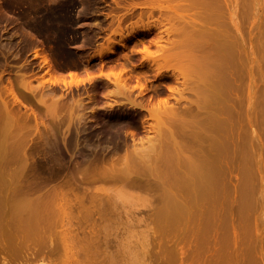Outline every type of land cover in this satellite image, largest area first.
Returning a JSON list of instances; mask_svg holds the SVG:
<instances>
[{"label": "rangeland", "instance_id": "rangeland-1", "mask_svg": "<svg viewBox=\"0 0 264 264\" xmlns=\"http://www.w3.org/2000/svg\"><path fill=\"white\" fill-rule=\"evenodd\" d=\"M166 1L169 0H0V117L8 121H2L8 128L5 123L3 127L13 128V133L8 130V140H15L8 146L13 155L5 154L8 159L2 157L7 162L0 159L5 163H0V206L4 204L5 210L2 206L0 209L10 217L14 214L11 207L20 196L24 203L31 201L30 208L38 211L51 199L58 197L56 203L60 200L62 205L61 200L67 197L69 201H63V206L69 202L66 206L69 209L72 204L73 208L65 222L78 242L73 251L76 263L70 262L72 257L61 248L63 241L60 244L65 222L62 224L59 217L54 216L57 223L54 217L46 216L49 220L43 219L39 226L33 224L31 230L25 226L29 231L16 222L21 229L17 226L18 231L15 226L9 228L18 219L17 214H12L14 221L10 218L8 223L0 210L4 221L0 219V224L4 223L0 227H6L0 233V264H66V256L70 258L67 264H264V0L214 1L219 2L218 10L222 12L220 26L229 42L236 44L233 47L238 59V88L230 89L231 100L224 103L233 108L231 111L237 110V114L232 113L238 115L234 117L238 122L234 124L233 120L231 124L234 133L229 126L232 118L228 120L229 128L224 126L225 133L228 129L233 134L228 137L229 133H222L221 138L226 135L229 139L226 144L223 139L219 142L225 146V154L220 153L221 159L215 165L221 167L220 175L215 168L211 169L215 174L210 170L216 188L209 186L210 191L205 186L208 192L213 191L212 195H203L200 198L205 199L198 198L200 203L196 199L194 205L189 200L191 209L183 212L181 221L175 215L182 214L186 206H181L183 195L177 197L172 178L175 175L171 177L176 155L185 149L189 153L183 152L182 158L185 155L193 159L197 151H207L205 154L209 155L212 144L207 143L211 140L208 136L205 140L199 133L197 138L207 150L200 148L196 136H185L180 131V120L170 121L167 115L153 119L148 112L162 100H168L169 109L178 108L183 113L195 97L187 88L191 86H184L187 83L183 84V80L173 83L172 76L181 71L180 59L176 62L177 56L174 57H180L176 49L169 60L161 54L159 58L155 54L153 60L146 56V47L154 53L158 51L157 40L161 46L169 47L177 38L167 35L171 25H164L165 22L151 31L140 30L137 40H129L125 48L120 44L119 21L125 37L132 27L152 25L166 18V14L192 17L202 9L198 4L200 9L191 7L193 0H182L184 6L188 5L185 11L175 9L178 1ZM141 15L145 17L140 18ZM115 31L118 33L114 34ZM110 48L115 54L109 53ZM120 74L133 90L131 98L115 95L114 79ZM159 74L171 77V85L179 90L165 92L164 87L160 97L153 95L151 88ZM140 84L150 91L140 95L139 86L134 88ZM128 97H134L148 110L133 107ZM93 98L97 100L92 102ZM205 131L203 134L208 133L214 142L212 131ZM50 135L58 136L59 139L53 137L56 146L50 145ZM231 150L234 152L230 153ZM210 157L206 159L212 160ZM19 164L21 171L16 168ZM173 195L179 198L182 209ZM173 199L181 210H174ZM100 201L107 204L101 207ZM81 204L94 212L90 214ZM79 206L88 216L94 213L91 220ZM96 207L109 210L102 216ZM43 209L37 216L41 219L45 215ZM10 239L13 243L8 245Z\"/></svg>", "mask_w": 264, "mask_h": 264}, {"label": "bare ground", "instance_id": "bare-ground-1", "mask_svg": "<svg viewBox=\"0 0 264 264\" xmlns=\"http://www.w3.org/2000/svg\"><path fill=\"white\" fill-rule=\"evenodd\" d=\"M163 0H161V2H162ZM170 1V0H169ZM169 1H166L167 3H169ZM172 1V0H171ZM175 1V2H174ZM173 2L174 3H176V1H178V3H179V5L177 6L178 8H176L175 7V9H177V10H180V11H185V7L186 6H188V5H185L184 6V2L182 1V0H174ZM186 1V0H185ZM188 1V0H187ZM191 1V0H190ZM217 1V0H193V4H192V1H191V7H193V8H196L198 5H201V6H203V7H201V6H198V7H200V8H202L201 9V11H197V12H195L193 15L192 14H190V15H192V17H188V16H185V15H182V14H178V13H175L177 10H175L174 11V13L175 14H178V15H175L174 14V16H172V14H171V16H170V14H169V16L166 14V12H167V10H166V12H165V14H166V18H164L165 17V14L164 15H162V17L165 19H161L160 21H157V23H154V24H152V25H146V26H136V27H132L131 28V30H129V31H127V36H125L124 37V35H123V33H121L122 32V29L120 28L121 26V21H119L120 23H119V29L121 30L120 31V35H121V37H122V40L120 41V44H121V46L122 47H127L126 45L128 44L127 42L130 40V41H133V42H135L136 40H137V36H138V34H139V32H141L140 30H144V31H151L153 28H159L158 26L159 25H163L165 22H167V23H165L164 25H171V26H169V28H167V30H166V33H167V35H170V37H171V35H174L172 38H177V39H175V40H173V42H171L170 41V38H169V40H168V42L170 41L171 42V44L169 45V47L167 46V47H164V46H161L160 44H159V40H157L158 42H156L155 44H156V46L159 48L158 49V51L157 52H152V51H149L150 49L148 48V47H146L145 48V50H143V51H145L146 52V56H147V58L148 59H150V60H153V59H155V54L156 55H158L159 54V56H157L158 58L160 57V54H161V57H166L165 58V60L166 59H170V58H168L169 57V55H174L175 54V52L173 53V51L175 50V51H177V54H179L180 55V57L182 56V58L184 59V61L186 62V64H185V62L182 60V58H180L178 55H174V57L175 56H177L176 57V59L177 58H179L180 59V65L178 66L179 68H178V70H181V71H178V74L177 75H175L174 73V75H175V77H173L172 76V78H175V80L173 81V83L174 82H177V83H179V82H181V80H183L184 82H182L183 84L184 83H187L186 85L184 84V86H188V85H190L191 86V88L188 86L187 88H189L190 89V92H193L194 94V99L192 98V100L190 101V102H188V104H187V106H189V107H187L186 108V110H184L183 111V113L182 112H180L179 111V109L178 108H168L167 107V105H168V100H162L160 103H159V105L158 106H156V107H153L152 109H149V114H150V117L151 118H153V119H158V118H160V115L162 116V115H167L168 116V118H170L169 120L171 121H173V120H175V121H177V120H180L179 122V124H181V132L186 136V135H188V136H190V137H192V136H196L194 139L196 140V138H197V135L199 134V135H203L202 137H204L205 138V140H206V137L208 136V140H212V138H210L209 137V134L208 133H204L203 134V132H204V129L206 130L205 132H209L210 130L212 131V137H213V139H214V142H211V140L209 141V142H207V143H209V144H212V145H216V146H214V147H212L211 148V146H210V154H211V157H210V154L209 153H207V154H209V155H206L205 154V152H207V151H197V152H200V153H197V155L199 156V157H197V155H196V153L194 154L195 155V157L193 158V159H191V158H189L188 156V158H185L184 156H183V158L181 157V154L183 155V152H185V154L187 155V153H189V152H187L188 150L187 149H185L186 151H183L182 152V150H181V154L179 155V157H177L178 155H176V158H178L177 159V162H176V160H175V157L173 158V161L174 162H176V165H174L176 168H175V170H174V168H172V170L171 171H173L174 170V172H172L171 173V177H172V175H175V177L173 176L172 178L174 179L175 178V180H173L172 178L171 179H169V177H168V180H171L170 182H172V183H174L173 181H175V187H177V188H175V189H177L176 191H177V197H179V195L180 194H182L183 196H182V198H181V195H180V202H181V204H180V202H179V198L177 199V197H175L174 195H173V198L175 197V199H176V201H178V206H186V208L185 209H183V210H181L182 209V207H181V209L179 208V210H181V212H182V214L180 213V215H175V216H179V218H180V221H181V217L183 216V212H185V213H187L188 211H186V210H188L189 208L191 209V204H190V202L191 201H194V202H191L192 203V205H194L193 203H196L197 201H196V199L198 200V198H199V200H202V199H205V198H200V197H205V196H203V195H206L207 194V196L208 195H210L211 193L210 192H208V190H210V188H209V186H211V188H213V186H214V189L216 188L215 187V185H214V182H215V180L213 181V180H211V179H213V175L216 173V172H218L219 173V170L221 169V167H220V169L219 168H217L218 166H215L217 163H219L218 161H219V159H221V154L220 153H222V154H225V152H224V148H225V146H224V142H222V146H221V143H219V142H221V140L222 141H224L225 140V144H226V142L228 141H226V139H229L228 137H230V133L231 134H233L234 132H235V127H233L231 124H233V120H235L236 119V116H238V115H236L238 112H236L237 110H236V108L237 107H235V105H234V107H235V110L236 111H231V109H233V108H228L229 106H227L226 107V105H225V100H226V102H228L229 100H231V99H229L228 100V98H229V92H230V89L232 90V88L233 89H235V88H238V84L235 86V84H236V82L238 81V76L237 75H239L238 74V66H237V54H236V49L234 48L235 46H236V44H234V42H229V39H228V35H227V33H225L224 31H223V29H222V27L220 26V18H221V14H222V12H220L219 10H218V8H220V7H218V3L219 2H217V3H215V2ZM226 1V0H225ZM156 2H159V1H156ZM165 2V1H164ZM196 4H198V5H196ZM217 6H216V5ZM221 4H223V3H221ZM177 5V4H176ZM196 5V6H195ZM174 6V5H173ZM189 6V7H190ZM189 7H187V8H189ZM196 8V9H200V8ZM205 7V8H204ZM155 8V7H154ZM153 8V9H154ZM180 8V9H179ZM185 8V9H184ZM203 8H204V11H203ZM156 9V8H155ZM173 9V8H172ZM171 9V10H172ZM192 9V8H191ZM224 8H222V10H223ZM161 10V9H160ZM156 11V10H155ZM154 11V12H155ZM164 11V10H163ZM188 11V10H187ZM54 12V11H53ZM49 13H51V12H49ZM149 13V12H148ZM152 13H153V10H152ZM159 13H161V11H159ZM162 13H164V12H162ZM169 13V12H168ZM171 13V12H170ZM221 13V14H220ZM147 14V13H146ZM143 15V14H142ZM140 16V18H142V17H145V16ZM148 15V14H147ZM151 15H153V14H151ZM150 15V17H152ZM54 16V15H53ZM161 16V15H160ZM50 17V16H49ZM52 17V16H51ZM149 17V16H148ZM47 19V18H46ZM47 24H48V22H47ZM49 25V24H48ZM50 26H48V28H49ZM40 29V28H39ZM118 30V29H117ZM41 31H42V29H41ZM44 31V30H43ZM118 32L117 31H115L114 32V34H117ZM171 38V39H172ZM232 41V40H231ZM138 43V42H137ZM136 43V44H137ZM235 45V46H234ZM234 46V47H233ZM152 52V53H151ZM109 53L110 54H115V51L113 50V49H109ZM117 53V52H116ZM184 57H186V58H184ZM158 58H156V59H158ZM179 59H177V60H175L176 62H178V60ZM186 59V60H185ZM48 60V59H47ZM171 60H172V56H171ZM174 60V59H173ZM183 61V62H182ZM181 62H182V64H181ZM178 63V64H179ZM185 65H184V64ZM182 65V66H181ZM151 66V65H150ZM185 66H187L186 68H184ZM181 67V68H180ZM183 67V68H182ZM142 68V67H141ZM186 70V71H182V70ZM189 69V70H188ZM147 70V69H146ZM142 71V70H141ZM190 71V72H189ZM148 73V72H147ZM191 73H193V75L191 74ZM143 74V73H142ZM144 74H146V73H144ZM187 74H191V75H187ZM147 76H149V74H146ZM142 77H145V76H142ZM170 77V76H169ZM140 78V77H139ZM148 77H145V79H147ZM171 78V77H170ZM170 78L168 79L167 77L165 78V75H162V74H159V75H157L156 76V80H155V82H153V83H155V84H153L152 85V88H151V93H153V95H156V96H161L162 94H164V87H165V92H166V90L167 89H169V91H171V92H177L178 90H177V88L175 87L174 88V85L172 86L171 85V80H170ZM141 79V78H140ZM140 79H138V84H139V81H141ZM144 79V78H143ZM144 79V80H145ZM114 80H116L115 82H114V86H115V90H116V92H115V95H118V96H120V95H124V96H129L130 98H131V95H132V91L129 89V87L127 86V83H126V81H125V79H123V77H122V75L120 74V75H116L115 76V79ZM143 80V81H144ZM237 80V81H236ZM91 81V80H90ZM147 82H148V80H147ZM151 82V81H150ZM143 84H140V85H136V87H134V88H137V86H139L137 89L138 90H140V95H143V93H145L146 92V90H147V86L145 87L144 85V87L142 86ZM182 85V84H181ZM235 87V88H234ZM179 88V87H178ZM147 91H150V90H147ZM236 91H237V89H236ZM235 91V92H236ZM175 92V93H176ZM172 93V94H173ZM181 93V92H180ZM130 94V95H129ZM149 94H150V92H149ZM166 94V93H165ZM234 94V93H233ZM113 95V94H112ZM148 95V94H147ZM181 95V94H180ZM193 95H192V97H193ZM237 95V94H236ZM123 96V97H124ZM159 96V97H160ZM235 96V95H234ZM128 97V98H129ZM96 98V97H95ZM95 98H93V100L94 101H92V102H95L97 99H95ZM126 99H127V97H125ZM128 99V102L133 106V107H136V108H140V109H147L148 110V108L146 107V105H144V104H142V103H138V101L136 100L135 101V99H134V97L132 98V99ZM136 98V97H135ZM138 98V97H137ZM157 98V97H156ZM196 98V99H195ZM234 98H237V97H234ZM154 99V98H153ZM140 101V100H139ZM145 101V100H144ZM147 101V100H146ZM222 101H223V103H222ZM142 102V101H141ZM193 102V103H192ZM144 103V102H143ZM147 103H148V101H147ZM149 103H151V102H149ZM190 103L192 104L191 106H190ZM237 103V102H236ZM108 103L106 102V105H107ZM146 104V103H145ZM221 104H222V106H221ZM78 105H79V103H78ZM93 105H96V104H93ZM229 105V104H228ZM80 106H81V104H80ZM98 106V105H97ZM109 106V105H108ZM231 106V105H230ZM232 106H233V103H232ZM96 107V106H95ZM146 107V108H145ZM182 107V106H181ZM100 108V107H99ZM185 108V107H184ZM182 109V108H181ZM93 110V109H92ZM95 110V109H94ZM196 110V112H194ZM96 111V110H95ZM93 112V111H92ZM187 112V113H186ZM232 112H235L236 114V116L232 113ZM94 114V113H93ZM184 114V115H183ZM190 115L191 116V118L190 119H188L189 117H187L186 115ZM84 115V114H83ZM186 116V118L184 119V117ZM234 115V116H233ZM81 116V115H80ZM166 116V117H167ZM233 116V117H232ZM165 117V116H164ZM183 117V118H182ZM234 117H235V119H234ZM1 118V124H0V146H2V150H4V151H0V156L3 154V156H1V158L0 159H4V158H2V157H5L6 155L5 154H8L9 156H11V154L13 153H10L9 154V147L8 146H10V142H11V140L12 139H10V141L8 140L9 138H10V136L8 137V133L10 132V131H8L5 127H7L8 128V126L6 125V123L5 122H2V121H6V120H2V119H4L3 117H0ZM81 118V117H80ZM167 118V119H168ZM229 118V119H228ZM230 118H232V123L231 122H229L231 119ZM5 119H7L6 117H5ZM78 119H79V117H78ZM83 119H84V117H83ZM184 119V120H183ZM229 120V121H228ZM6 122H8V121H6ZM228 122L230 123L229 124V126L231 125L232 126V128H234V130H233V133L232 132H230L229 133V131H228V129H227V133H229V136L228 137H223V138H221V136H222V133H225V130L226 129H224V126H227V128H229L228 127ZM235 122H236V120L234 121V124H235ZM238 122V121H237ZM236 122V123H237ZM5 123V127H3V124ZM10 123V122H9ZM184 123V124H183ZM183 124V125H182ZM234 126H236V125H234ZM2 127V128H1ZM237 127V126H236ZM69 128V127H68ZM207 128H209L208 130H207ZM212 128V129H211ZM226 128V127H225ZM231 128V127H230ZM12 127H11V131H12ZM69 130V129H68ZM6 131H8V132H6ZM52 131V130H51ZM53 132L54 131H52V133H50V134H53ZM56 132V131H55ZM11 133H13V131L11 132ZM227 133H225V134H227ZM57 134V133H56ZM175 134V133H174ZM206 134V135H205ZM54 135V134H53ZM58 135V134H57ZM192 135V136H191ZM205 135V136H204ZM52 135H50V137H51ZM178 136L181 138V136L178 134ZM183 136V135H182ZM184 136V137H185ZM53 137L54 136H52L51 138L53 139ZM184 137H182V138H184ZM56 138H58V136L57 137H54V139H56ZM52 139H50L51 140V144L50 145H52V144H55L56 142L55 141H57V140H52ZM59 139V138H58ZM185 139V138H184ZM200 138H197V141H200L199 140ZM50 140H49V138H48V141L50 142ZM183 140V139H182ZM185 140H187V139H185ZM191 140H193V139H191ZM195 140H193V141H195ZM207 140V141H208ZM12 141H15V140H12ZM192 141V143H191V145L192 144H194V142ZM53 142H55V143H53ZM59 142V141H58ZM188 142H189V140H188ZM202 141H200V142H198L201 146H199L200 148H203L202 146H203V142L201 143ZM211 142V143H210ZM216 142V143H215ZM11 143H14V142H11ZM67 143V142H66ZM215 143V144H214ZM217 143H219V145L217 144ZM60 144V143H59ZM196 144V143H195ZM198 144V145H199ZM12 145V144H11ZM16 146H17V144H15ZM57 144H55V146H56ZM183 145V144H182ZM181 145V146H182ZM189 145H190V143H189ZM190 145V146H191ZM197 145V144H196ZM197 145V146H198ZM218 145V146H217ZM230 145V144H229ZM234 145V144H233ZM237 145V144H236ZM194 146V145H193ZM205 146V145H204ZM51 147H54V145L53 146H51ZM233 147V146H232ZM186 148H188V147H186ZM190 148V147H189ZM194 148V147H193ZM221 148V149H220ZM236 148H238L237 146H236ZM236 148H235V153L237 154L238 152V149H237V151H236ZM1 149V148H0ZM183 149V150H184ZM203 149H205V150H207L206 148H203ZM202 149V150H203ZM208 149H209V147H208ZM224 149V150H223ZM179 150V149H178ZM197 149L195 148V150H194V152L196 151ZM200 150V149H199ZM222 150V151H221ZM190 151H192V150H190ZM232 151L233 150H231V152L230 153H232ZM11 152V151H10ZM180 152V151H179ZM203 152H204V154L206 155V156H204V154H203ZM234 152V151H233ZM2 153V154H1ZM175 153H177V152H175ZM191 153V152H190ZM235 154V155H236ZM13 155V154H12ZM15 155V154H14ZM191 155H193L192 153L190 154V156ZM204 156V157H203ZM226 156V155H225ZM224 156V157H225ZM8 157V156H7ZM7 157H5V158H7ZM13 158H14V156H12ZM11 157V158H12ZM206 157H210V158H213L212 160H213V162H212V160L210 159V160H207L206 159ZM218 157H220V158H218ZM224 157H222L223 159H225V158H228L229 159V155H228V157L226 156L225 158ZM9 158V157H8ZM7 158V159H8ZM7 159L6 160H3V161H6L7 162ZM15 159V158H14ZM14 159H13V161H14ZM16 160V159H15ZM218 160V161H217ZM11 161V160H10ZM173 162V163H174ZM215 163V164H212V163ZM217 162V163H216ZM0 163H2L1 161H0ZM221 163H223L222 161H221ZM2 164H5L4 162L2 163ZM17 164V163H16ZM175 164V163H174ZM211 164V165H210ZM212 165H214V166H212ZM1 166V165H0ZM7 166V165H6ZM5 166V167H6ZM8 166H9V163H8ZM11 166V165H10ZM19 166H21L20 164L19 165H17L16 166V168L18 169L19 168ZM173 166V165H172ZM209 166V167H208ZM5 167H3V169H5ZM22 167V166H21ZM19 168L18 169V171H21L20 169H22V168ZM1 168V167H0ZM7 168V167H6ZM10 168V167H9ZM8 168V169H9ZM11 168H13V166L11 167ZM10 168V169H11ZM208 168H209V170H208ZM213 168H215V170H216V172H215V170H211V169H213ZM217 168V169H216ZM2 169V170H3ZM219 169V170H218ZM6 170V169H5ZM3 171V172H6V171ZM85 170V169H84ZM213 171L212 173H214V174H212L211 173V171ZM218 170V171H217ZM1 171V170H0ZM12 171H13V169H12ZM14 171H16V169L14 168ZM207 171H210V172H207ZM19 173V172H18ZM174 173V174H173ZM219 175H220V173H219ZM208 176H210L209 177V179H210V181L212 182V184H211V182L209 181V179H208ZM213 176V177H212ZM206 177H207V179L208 180H206ZM216 177V176H215ZM215 179V178H214ZM173 180V181H172ZM216 180H219V179H216ZM205 181H207V182H205ZM167 182V181H166ZM209 182V184L207 185V184H204V183H208ZM176 184H177V186H176ZM183 184H185V185H183ZM211 184V185H210ZM216 184V183H215ZM184 186H186V188L184 187ZM205 186H208V188L207 187H205ZM203 187L205 188V189H203ZM202 188V189H201ZM175 189L173 190V191H175ZM206 189H208V190H206ZM1 190V189H0ZM202 190H204V191H202ZM20 191V190H19ZM28 191V190H27ZM175 191V192H176ZM199 191H201L200 192V194H199ZM207 191V192H206ZM211 191V190H210ZM175 192H174V194H175ZM178 192H179V194H178ZM202 192H204V193H202ZM19 193V192H18ZM22 193V192H21ZM25 194L27 193L26 191L24 192ZM29 193V192H28ZM210 193V194H209ZM24 194V195H25ZM57 194V193H56ZM197 194H199L198 196L199 197H197ZM26 195H28V194H26ZM30 195H31V193H30ZM30 195H28V196H30ZM212 195V194H211ZM20 196V194H18V197ZM28 196H26L25 198L27 199V197ZM54 196V195H53ZM49 197V196H48ZM65 197H66V195H65ZM97 197H99V195H97ZM103 197V196H102ZM101 197V198H102ZM187 197H189V198H187V200H185ZM197 197V198H196ZM21 198V196L18 198V199H20ZM29 198V197H28ZM45 198V197H44ZM49 198H51V197H49ZM53 198H55V196L53 197ZM104 198V197H103ZM17 199V202L15 201V205L13 206V207H11V205H9V204H7V205H9L11 208H12V210H10L11 212L13 211L14 212V214L12 215V214H10V217H9V215H7V217H8V219H7V217L6 216H4V214L6 215V213H4V210H5V206H3V205H1L0 207H1V209L4 207V210H1V212H3V215H1V216H4V219L5 220H9L10 218H11V220H13V217L12 216H16V214H17V216H18V219H17V217L13 220L14 222L13 223H15L14 225H13V223H10L11 222V220H9V222L8 223H10L9 225H10V227L9 226H7V227H9V228H14V226H15V228H17L18 229V227H19V225H20V227H21V225L23 226V227H21V228H23L24 229V231H26V230H28L27 228H29V230H31V228H32V225L34 224L35 226H39L40 225V223H42V220H43V222H45V220H49L48 218L49 217H51L50 219H53V217L55 216V217H59L58 219H60V221L62 222V224L66 221V219H68L69 218V212L72 210V204L71 205H69V209H68V206H66V204H69V202L68 203H65L64 204V206H66V208L63 206V201H66V199L68 200V198L66 197V199H64L63 198V200H61L62 201V205H60L61 203H60V200H58V203H56L57 201V199H58V197H56L55 198V200L53 201L52 199L50 200V202L47 204V202H46V204L45 205H42L41 207H43V206H45V208L43 209V208H41L40 206H39V210L41 209V211H38V210H35L34 208H30L31 206L29 205V202H31V201H27L26 203H24V198L22 197V199H20V201ZM48 199V198H47ZM96 199H99V198H96ZM181 199H183V200H185V201H183V200H181ZM13 200H14V198H13ZM12 200V201H13ZM48 200V201H49ZM101 200V199H100ZM189 200H190V202H189ZM199 200H198V202H199ZM46 201V200H45ZM69 201V200H68ZM98 201V200H97ZM101 201H104V200H101ZM100 201V202H101ZM106 201V200H105ZM173 201H174V203H172L173 204V207L174 208H176V209H174V210H176V211H178V208L176 207L177 206V202L173 199ZM188 201V202H187ZM196 201V202H195ZM205 201V200H204ZM204 201H202V203L204 202ZM7 202V201H6ZM19 202V203H18ZM99 202V203H100ZM183 202H186V203H183ZM207 202V201H206ZM205 202V203H206ZM60 203V204H59ZM102 203V202H101ZM104 203V202H103ZM101 204L100 206L102 207V205H106L105 203L104 204ZM176 203V204H175ZM188 203H189V207L187 208V206H188ZM200 203V202H199ZM28 205L29 207H25V205ZM34 204V203H33ZM57 204V206H54V205H56ZM186 204V205H185ZM24 205V206H23ZM79 205V204H78ZM83 205L84 204H81V206L83 207ZM196 205H198V203L196 204ZM202 205V204H201ZM99 206V205H98ZM99 206V207H100ZM199 206H200V204H199ZM198 206V207H199ZM10 207H7V208H9V209H11ZM72 207V208H71ZM197 207V206H196ZM195 207V208H196ZM205 207V206H204ZM204 207H203V205H202V209H204ZM80 208V206L78 207V209ZM84 208V210H87L88 212H91V209L89 208H87L86 206H84L83 207ZM96 208H98V207H96ZM104 208V207H103ZM103 208H98L97 210L99 211V213L98 214H101L102 216H104L105 214H106V211H108V210H106V211H104L105 209H106V207L104 208V210H102ZM192 208H194V206H192ZM200 208V207H199ZM9 209H7L8 210V212L9 213H11L10 211H9ZM42 209H43V213L45 214L44 216H43V218L41 219L40 217H37L38 215H39V212L41 213L42 212ZM81 209V211H82V208H80ZM93 209H95V208H93ZM69 210V211H68ZM185 210V211H184ZM193 210V209H192ZM87 211H82V212H84L85 214H86V216H87V218L88 219H90L91 218V216H93L94 215V213H93V215H91V216H88V213H87ZM97 211V212H98ZM191 211V210H190ZM204 211V210H203ZM6 212V211H5ZM73 212V211H72ZM79 212H80V210H79ZM92 212H94V211H92ZM92 212L90 213V214H92ZM96 212V213H97ZM101 212V213H100ZM105 212V214H102V213H104ZM71 213V212H70ZM184 213V214H185ZM2 214V213H1ZM51 214H54V215H52L51 216ZM82 214V213H81ZM89 214V215H90ZM97 214V215H98ZM189 215H190V213H188ZM12 215V216H11ZM108 215V214H107ZM106 215V216H107ZM182 215V216H181ZM46 216H49V217H46ZM99 216V215H98ZM186 216V215H185ZM184 216V217H185ZM54 217V218H55ZM67 217V218H66ZM90 217V218H89ZM176 217V218H177ZM36 218H38V219H36ZM47 218V219H46ZM57 218H55V221H57L58 219ZM83 218H84V214H83ZM82 218V219H83ZM87 218H85L86 220H87ZM105 218V217H104ZM179 218H177V220L179 219ZM0 219H2V221H3V217L2 218H0ZM81 219V218H80ZM82 219H81V221H82ZM91 220V219H90ZM1 221V220H0ZM35 221H37V222H35ZM41 221V222H40ZM87 221H89V220H87ZM87 221H85V222H87ZM4 222V221H3ZM19 224H17V223ZM89 222H91V221H89ZM5 223H6V221H5ZM8 223H6V225L8 224ZM32 223V224H31ZM57 223H58V221H57ZM11 224L13 225V226H11ZM37 224V225H36ZM68 224H70L71 225V223H70V221H68ZM4 226V223H2V224H0V226ZM5 225V226H6ZM31 225V226H30ZM33 225V228L35 227ZM18 226V227H17ZM25 226L27 227V228H25ZM29 226V227H28ZM65 226H66V228H65ZM67 226H69V225H67L66 224V222L64 223V232H63V237H61L62 239H60V244H62L63 246H61V248L63 249V251H64V253H65V255H68L70 258L72 257V259L73 260H71L70 261V258L68 257V256H66V258H65V263L67 264V262H72V261H75V263H76V260H74V256L75 255H73L74 254V252L73 251H75L76 250V248H75V246L76 245H74V243L76 244H78V242L77 241H75V238L73 239L72 237H74L73 236V234L71 233V229H69V228H67ZM20 227H19V229H20ZM31 227V228H30ZM72 227V226H71ZM1 228V227H0ZM9 228H7L8 230H10V231H12L11 229H9ZM2 229V230H1ZM0 229V233H2V231L3 230H5L6 229V227H3V228H1ZM19 229H18V231H19ZM26 229V230H25ZM66 229V230H65ZM8 230H6V233H4L5 234V236L7 235V231ZM21 230V229H20ZM28 230V231H29ZM23 231V230H22ZM5 232V231H4ZM14 232V231H13ZM13 232H11V233H9V234H13ZM74 234H77V233H75L74 231H72ZM3 235V234H2ZM1 235V236H2ZM7 237H9V236H7ZM6 237V238H7ZM3 238V237H2ZM10 241H11V239L9 240V242H8V245H9V243H10ZM63 241V242H62ZM12 242V241H11ZM62 242V243H61ZM13 243V242H12ZM77 247V246H76ZM77 252V251H76ZM70 254H71V256H70ZM73 255V256H72ZM140 256V254L138 253L137 255H136V257L137 256ZM75 258H78V257H75ZM131 258V257H130ZM134 258V257H133ZM132 258V259H133ZM138 258V257H137ZM137 258H135L136 260H137ZM131 259V260H132ZM69 260V261H68ZM67 261V262H66ZM134 261V260H133ZM138 261V260H137ZM139 261H140V259H139ZM132 262V261H131ZM135 263V262H134ZM137 263V262H136ZM71 264V263H70ZM138 264H139V262H138ZM141 264V263H140Z\"/></svg>", "mask_w": 264, "mask_h": 264}]
</instances>
